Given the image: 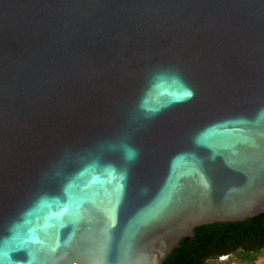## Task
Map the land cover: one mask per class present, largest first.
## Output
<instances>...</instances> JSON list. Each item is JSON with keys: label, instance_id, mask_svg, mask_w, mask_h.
Here are the masks:
<instances>
[{"label": "water", "instance_id": "water-1", "mask_svg": "<svg viewBox=\"0 0 264 264\" xmlns=\"http://www.w3.org/2000/svg\"><path fill=\"white\" fill-rule=\"evenodd\" d=\"M263 245L264 0H0V264Z\"/></svg>", "mask_w": 264, "mask_h": 264}, {"label": "trees", "instance_id": "trees-1", "mask_svg": "<svg viewBox=\"0 0 264 264\" xmlns=\"http://www.w3.org/2000/svg\"><path fill=\"white\" fill-rule=\"evenodd\" d=\"M263 254H264V245L256 253L242 251V250H234L222 256H227V262L236 261V262H248V263L257 264ZM219 257L220 256L211 259H205L203 264H216Z\"/></svg>", "mask_w": 264, "mask_h": 264}, {"label": "built area", "instance_id": "built-area-1", "mask_svg": "<svg viewBox=\"0 0 264 264\" xmlns=\"http://www.w3.org/2000/svg\"><path fill=\"white\" fill-rule=\"evenodd\" d=\"M216 264H253L248 262H236V261H229L227 262V256H220L217 260Z\"/></svg>", "mask_w": 264, "mask_h": 264}, {"label": "rangeland", "instance_id": "rangeland-1", "mask_svg": "<svg viewBox=\"0 0 264 264\" xmlns=\"http://www.w3.org/2000/svg\"><path fill=\"white\" fill-rule=\"evenodd\" d=\"M257 264H264V254L260 258L259 262Z\"/></svg>", "mask_w": 264, "mask_h": 264}]
</instances>
